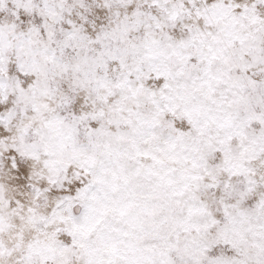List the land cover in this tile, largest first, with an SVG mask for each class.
<instances>
[{
  "label": "snow or ice",
  "instance_id": "6c2138e0",
  "mask_svg": "<svg viewBox=\"0 0 264 264\" xmlns=\"http://www.w3.org/2000/svg\"><path fill=\"white\" fill-rule=\"evenodd\" d=\"M0 264H264V0H0Z\"/></svg>",
  "mask_w": 264,
  "mask_h": 264
}]
</instances>
